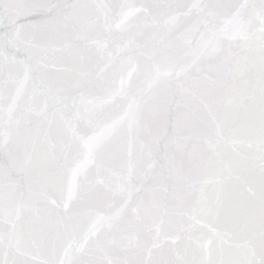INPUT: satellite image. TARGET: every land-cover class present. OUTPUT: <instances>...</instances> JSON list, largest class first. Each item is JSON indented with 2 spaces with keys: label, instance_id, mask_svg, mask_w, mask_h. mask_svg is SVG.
Masks as SVG:
<instances>
[{
  "label": "snow or ice",
  "instance_id": "obj_1",
  "mask_svg": "<svg viewBox=\"0 0 264 264\" xmlns=\"http://www.w3.org/2000/svg\"><path fill=\"white\" fill-rule=\"evenodd\" d=\"M0 264H264V0H0Z\"/></svg>",
  "mask_w": 264,
  "mask_h": 264
}]
</instances>
